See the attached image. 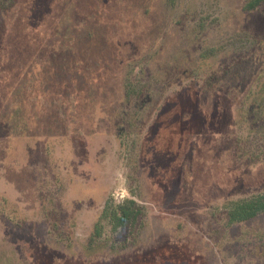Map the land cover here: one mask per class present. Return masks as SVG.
I'll return each mask as SVG.
<instances>
[{
	"label": "rangeland",
	"instance_id": "1",
	"mask_svg": "<svg viewBox=\"0 0 264 264\" xmlns=\"http://www.w3.org/2000/svg\"><path fill=\"white\" fill-rule=\"evenodd\" d=\"M246 1L0 0V264H264Z\"/></svg>",
	"mask_w": 264,
	"mask_h": 264
},
{
	"label": "trees",
	"instance_id": "2",
	"mask_svg": "<svg viewBox=\"0 0 264 264\" xmlns=\"http://www.w3.org/2000/svg\"><path fill=\"white\" fill-rule=\"evenodd\" d=\"M262 0H247L242 8L243 10H252L255 7H257ZM259 202L256 203V207H253V209L248 213L247 211V205H241L240 207V216H243L242 219L244 218H250L255 216L258 212L264 210V194L261 195L259 198ZM257 199V200H258ZM109 205L105 206V209L103 210L104 213H106V207ZM110 212V218L112 219V224L114 227H125L126 224L129 222L132 226H134L137 222V217L139 210L136 207V203L133 200H127L124 206H120L119 209H113ZM102 213V214H104ZM109 213V211H107ZM246 213V214H245ZM100 234L98 231V225L95 224L93 232L91 233L89 240L92 242L93 237H97Z\"/></svg>",
	"mask_w": 264,
	"mask_h": 264
}]
</instances>
